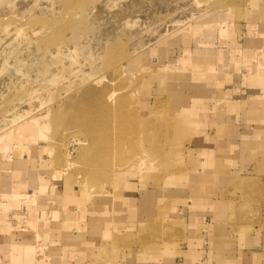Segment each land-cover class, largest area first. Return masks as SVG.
Wrapping results in <instances>:
<instances>
[{"label": "rangeland", "instance_id": "374dc122", "mask_svg": "<svg viewBox=\"0 0 264 264\" xmlns=\"http://www.w3.org/2000/svg\"><path fill=\"white\" fill-rule=\"evenodd\" d=\"M248 1L0 0V158L25 153L53 183L86 195L85 207L115 224L105 243L110 252L180 254L195 237L177 216L185 182L166 180L194 173L200 160L189 148V125L174 130L158 113L161 105L177 107L167 89L189 75L183 58L243 39L240 14L251 10ZM163 63H176L178 72L160 69ZM174 131L186 142L169 169L179 147L170 145ZM137 157L146 158L145 166ZM215 186L201 195L239 196L221 230L233 236L262 228L257 182ZM148 200L143 218L138 207Z\"/></svg>", "mask_w": 264, "mask_h": 264}, {"label": "crops", "instance_id": "0c3cea01", "mask_svg": "<svg viewBox=\"0 0 264 264\" xmlns=\"http://www.w3.org/2000/svg\"><path fill=\"white\" fill-rule=\"evenodd\" d=\"M249 5L251 10L240 14L243 39L206 45L191 59L183 58L181 63L191 65L189 75L167 89L177 107L161 105L158 113L174 130L189 125L194 134L189 148L200 160L194 173L166 180L185 182L177 216L189 221L195 237L181 253L172 257L161 251L153 258L151 252H110L105 243L114 237L115 224L100 216V209L85 207L86 195L53 183L22 153L7 161L0 158V264H264V213L262 228L230 236L220 226L230 222L239 196L201 195L210 192L211 184L217 188L236 179L257 182L253 191L264 193V4L249 0ZM159 66L178 70L176 63ZM171 137L175 141L170 145L179 147L170 156L169 169L186 142L175 131ZM131 208L129 224L137 214V206ZM141 209L144 218L149 212Z\"/></svg>", "mask_w": 264, "mask_h": 264}, {"label": "bare ground", "instance_id": "6f19581e", "mask_svg": "<svg viewBox=\"0 0 264 264\" xmlns=\"http://www.w3.org/2000/svg\"><path fill=\"white\" fill-rule=\"evenodd\" d=\"M116 2V1H115ZM110 3L109 4H106V5H103V9L104 10H106V9H108L110 6ZM101 10V9H100ZM102 11V10H101ZM109 12V11H108ZM25 126H28V124H26ZM134 159H137L139 162H137L138 164H139V166L141 165V166H145V164H146V158H141V157H137V158H134ZM123 168V167H122ZM126 171V170H125ZM93 181V179L92 178H90V180L89 181H87L86 183H88V182H92ZM120 183H122V181H120Z\"/></svg>", "mask_w": 264, "mask_h": 264}]
</instances>
